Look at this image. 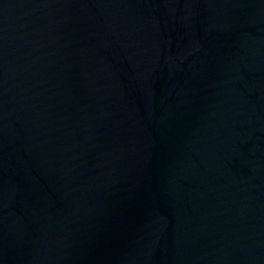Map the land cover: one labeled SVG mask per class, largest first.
Returning <instances> with one entry per match:
<instances>
[{
    "label": "water",
    "instance_id": "water-1",
    "mask_svg": "<svg viewBox=\"0 0 264 264\" xmlns=\"http://www.w3.org/2000/svg\"><path fill=\"white\" fill-rule=\"evenodd\" d=\"M0 264H264V0H0Z\"/></svg>",
    "mask_w": 264,
    "mask_h": 264
}]
</instances>
